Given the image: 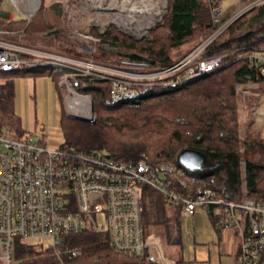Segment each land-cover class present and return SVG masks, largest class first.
I'll return each instance as SVG.
<instances>
[{
    "label": "trees",
    "instance_id": "1",
    "mask_svg": "<svg viewBox=\"0 0 264 264\" xmlns=\"http://www.w3.org/2000/svg\"><path fill=\"white\" fill-rule=\"evenodd\" d=\"M263 11L264 3L254 7L205 48L204 55H224L222 67L171 85L147 87L137 101L114 103L109 81L79 79L75 89L92 95L97 120L91 124L68 117L64 112L61 117L64 142L60 146L86 152L105 149L109 155L128 162L147 159L152 164L173 163L176 171L168 175L172 181L170 187L185 195L209 187L218 199L225 201L252 198L264 202V164L244 160L242 156V150L253 144L264 148V135L249 132L247 137H240L239 91L236 88L237 84L255 81L260 88L253 98L258 100L264 96V75L254 69L248 58L250 47L264 46V34L249 29ZM36 15L28 25L22 19L0 18V29H17L28 41H39L47 24L37 21ZM215 28L210 0H168V12L163 23L152 28L151 39H134L114 28L107 36L120 53L137 52L155 59V65H159L177 61ZM186 43L191 45L184 47ZM180 46L182 48L178 49ZM120 53L116 56L118 61L142 64L125 59ZM41 75L54 77L56 74L51 66L0 71V130L9 136L23 138L28 135L22 117L15 110L16 79ZM168 78L178 79V76ZM252 121L248 118V126ZM186 148L204 153L205 161L200 168L190 169L181 164L179 155ZM180 180L185 181L186 186L180 187ZM208 211L215 223L218 214L211 208ZM181 216V203L171 202L157 188L144 187L145 233L158 234L165 253L171 257L175 255L170 248L178 246L181 249L182 246ZM15 256L22 264H156L149 252L138 259L113 251L107 233L89 228L64 235L55 248L44 252L17 237Z\"/></svg>",
    "mask_w": 264,
    "mask_h": 264
},
{
    "label": "built area",
    "instance_id": "2",
    "mask_svg": "<svg viewBox=\"0 0 264 264\" xmlns=\"http://www.w3.org/2000/svg\"><path fill=\"white\" fill-rule=\"evenodd\" d=\"M223 1L234 6L224 7ZM11 2L30 22L42 0H0ZM216 28L186 55L170 64L146 65L113 62L97 57L86 45L71 53L34 44L16 42L0 29V71L13 72L51 66L61 84L73 91L79 79L107 80L114 103L137 101L141 91L159 84L171 85L183 79L209 74L223 66L224 55H204L205 48L240 16L264 0H210ZM4 10V9H3ZM11 17V13L4 10ZM13 18V16H12ZM254 69L264 75V47L249 48ZM178 76V79L168 78ZM246 78L250 79L249 75ZM237 90L250 98L258 94L260 84L247 81ZM77 101L78 115L92 114ZM83 104V105H82ZM250 113L243 114L264 125V102L255 101ZM249 116V117H248ZM173 163L152 164L120 160L101 150L86 152L59 146L49 149L31 137L14 139L0 130V264H22L15 256L16 238H48L55 248L64 235L86 229L108 234L110 248L118 253L142 259L147 252L156 264H177L165 254L161 238L145 233L143 227V190L152 186L181 203L182 212L194 216L198 206L218 214L220 228L232 227L240 237V264H264V202L252 198L225 201L213 189L201 187L191 195L170 187ZM180 180V187L186 186Z\"/></svg>",
    "mask_w": 264,
    "mask_h": 264
},
{
    "label": "rangeland",
    "instance_id": "3",
    "mask_svg": "<svg viewBox=\"0 0 264 264\" xmlns=\"http://www.w3.org/2000/svg\"><path fill=\"white\" fill-rule=\"evenodd\" d=\"M159 1L160 7L157 13L150 17V13L143 9L146 4L145 0H42L41 7L36 13V20L44 21L47 24V29L41 33L42 38L39 41H28L24 38L22 31L17 29L8 30L9 32L13 31V33L5 34V36L16 40V42L71 53L77 52V47L86 45L88 51L89 49L96 50L97 57L101 56L113 62L124 63L118 61L116 57L118 49L116 45L111 44V40L107 36L108 32L114 28L134 39H151L152 28L163 23L164 16L168 12V0ZM222 3L224 7L234 6L229 1H223ZM3 9L10 12L13 18L21 19V14L11 2L1 3L0 18L4 20L12 19V16L10 17ZM249 29L258 34H264V11L262 15L253 21ZM187 45H191V43H186L184 47ZM180 48L182 46L178 47V49ZM25 81V79H16L15 82V98L19 111L22 110V107L25 108L27 103L25 99L26 86L28 89H32L31 84H26ZM56 82L59 88L55 87ZM60 82L61 78L59 76L57 78L56 75L54 77L53 75H44L35 77L33 85L37 125H41L42 130L40 132L36 130L31 136L34 140L44 139V145L49 149H57L64 142L62 127L60 124L56 125L59 114V108L54 97L56 92L61 94L63 106H65L64 111L68 117L91 124L97 120L92 95L78 92L75 89L76 83H74L73 92L69 91V88ZM79 100L83 101L81 103H84V108L92 114L90 119L78 115L77 101ZM238 100L241 121L240 137H247L245 135L249 132H260L264 135V125L262 123L252 119V123L250 122L248 126V122L245 123L243 120V114L250 113L252 103L259 101V99L247 98L239 92ZM249 116L251 117V114ZM11 137L20 139L18 136ZM100 150L106 152L105 149ZM242 156L244 160L264 164V148L260 145L253 144L252 147L244 148ZM197 209L195 217L181 216L185 259L178 264H227V257L219 256L216 247L211 243L215 239H211V237L216 229L209 219L206 208L198 206ZM25 241L34 245L39 252H44V250L50 248L48 238H27ZM208 252H212L210 257Z\"/></svg>",
    "mask_w": 264,
    "mask_h": 264
},
{
    "label": "crops",
    "instance_id": "4",
    "mask_svg": "<svg viewBox=\"0 0 264 264\" xmlns=\"http://www.w3.org/2000/svg\"><path fill=\"white\" fill-rule=\"evenodd\" d=\"M12 15V14H11ZM13 16V15H12ZM56 74V76L60 77V75L56 72H54ZM44 76V75H41ZM35 77L37 76H25V77H18L17 79H25V83L26 84H31L32 89H28V87L26 86L27 90L25 89V99H26V106L25 108L22 107V110L19 111L17 108V104H16V98H15V110L16 112L22 117V122L24 125V128L27 131V136L26 137H31V134L33 132L37 131H41L42 130V126L41 125H37V114H36V103H35V99H34V94H33V85L35 82ZM55 87L59 88L58 83H55ZM16 93V91H15ZM55 99H56V104L59 108V114H58V122L56 121V125L61 126V117L62 114L65 112V106H63V99L61 97L60 93H55ZM259 101L264 102V96H261L259 98ZM33 139V138H32ZM38 141L39 143L44 145V139H38L35 140ZM198 210V209H197ZM208 215H209V219L212 223V225L215 227L216 232H214V235L211 237V239L215 238L213 240L214 246L216 247L217 251H218V255L221 257H227V264H240V256H241V245H240V237L237 234V231L235 230V228L232 227H227V228H220L217 224L216 221L215 223H213L212 219H211V213H209L208 209L206 208ZM197 213V211H196ZM195 213V215H196ZM216 213V212H215ZM217 214V213H216ZM194 216H187L182 212V216L184 217H195ZM217 220V219H216ZM203 243H207V242H203ZM170 249H172V253L175 255L174 257H171L170 255H166L175 259L177 261V264L180 261H184V242H183V229H182V246L181 249H179L178 246L175 247H171ZM181 250V251H180ZM212 254V252H208V256L210 257ZM195 260V259H193Z\"/></svg>",
    "mask_w": 264,
    "mask_h": 264
},
{
    "label": "water",
    "instance_id": "5",
    "mask_svg": "<svg viewBox=\"0 0 264 264\" xmlns=\"http://www.w3.org/2000/svg\"><path fill=\"white\" fill-rule=\"evenodd\" d=\"M120 54H122V56L130 60L139 61L142 64L154 65L156 63L155 59H150L137 52H126V53H120ZM179 160L183 166L190 168V169H197V168H200L202 164L204 163L205 155L200 150L193 149V148H186L182 150V152L180 153Z\"/></svg>",
    "mask_w": 264,
    "mask_h": 264
},
{
    "label": "bare ground",
    "instance_id": "6",
    "mask_svg": "<svg viewBox=\"0 0 264 264\" xmlns=\"http://www.w3.org/2000/svg\"><path fill=\"white\" fill-rule=\"evenodd\" d=\"M145 2H146V4H145V7L143 9L150 13L149 14L150 17H153L157 13V11L160 7V1L159 0H145ZM86 116L87 115H85V117Z\"/></svg>",
    "mask_w": 264,
    "mask_h": 264
},
{
    "label": "flooded vegetation",
    "instance_id": "7",
    "mask_svg": "<svg viewBox=\"0 0 264 264\" xmlns=\"http://www.w3.org/2000/svg\"><path fill=\"white\" fill-rule=\"evenodd\" d=\"M116 53H120L119 51H117ZM124 57V56H123ZM124 58H126V57H124Z\"/></svg>",
    "mask_w": 264,
    "mask_h": 264
}]
</instances>
